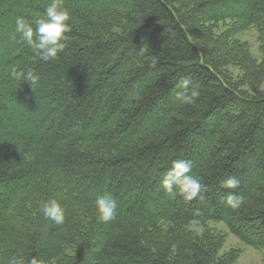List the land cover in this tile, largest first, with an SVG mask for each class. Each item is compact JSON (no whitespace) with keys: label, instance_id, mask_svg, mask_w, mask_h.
<instances>
[{"label":"trees","instance_id":"obj_1","mask_svg":"<svg viewBox=\"0 0 264 264\" xmlns=\"http://www.w3.org/2000/svg\"><path fill=\"white\" fill-rule=\"evenodd\" d=\"M48 3L0 0V264H232L238 251L220 253L212 220L264 248V0H63L66 47L44 62L15 21ZM251 27L260 60L239 37ZM13 66L37 83L13 79ZM185 77L199 85L193 104L176 99ZM180 159L203 199L160 187ZM228 176L237 189L221 186ZM106 193L117 208L103 223ZM49 199L63 225L40 211Z\"/></svg>","mask_w":264,"mask_h":264},{"label":"clouds","instance_id":"obj_2","mask_svg":"<svg viewBox=\"0 0 264 264\" xmlns=\"http://www.w3.org/2000/svg\"><path fill=\"white\" fill-rule=\"evenodd\" d=\"M70 13L63 6V0H50L44 13L32 21L24 17H17L15 21V33L19 34L21 40L27 44L40 60L44 62L52 61L58 58V54L62 52L66 44L67 37L65 33L70 31ZM35 25V28L33 27ZM148 50L147 45L142 46L138 50L139 55H144ZM10 76L18 81L36 84L39 77L32 72L25 73L13 66ZM192 86L190 78H182L177 87L180 91L176 92V99L184 104L195 103V98L199 96V85ZM192 171V163L188 160H174L171 167L165 172L160 180V187L171 198L176 196L182 197L186 202H191L197 198L203 199L202 191L206 190V186L202 183V179L190 174ZM240 181L235 176H228L221 181V186L226 189H237ZM226 205L232 210H237L243 204V197L234 193H229L225 198ZM96 209L99 213V219L103 223H108L115 219V210L117 203L111 194L100 196L95 202ZM40 211L46 219H50L56 225H63L65 222V213L62 206L56 199H49L41 202ZM9 264H24L23 259L13 257ZM28 264H45V261L32 257Z\"/></svg>","mask_w":264,"mask_h":264},{"label":"rangeland","instance_id":"obj_3","mask_svg":"<svg viewBox=\"0 0 264 264\" xmlns=\"http://www.w3.org/2000/svg\"><path fill=\"white\" fill-rule=\"evenodd\" d=\"M239 37L242 41L249 44L252 55L256 57V59L260 60L262 54L257 29L251 27L242 32ZM231 70L235 75L240 73V70L237 67H232ZM262 88L264 89V82L262 84ZM208 225L210 227H215L225 235V243L220 252L221 254L238 251V256L232 264H264V248L259 249L244 245L239 238L229 231L227 225L222 221L212 220L209 221Z\"/></svg>","mask_w":264,"mask_h":264}]
</instances>
